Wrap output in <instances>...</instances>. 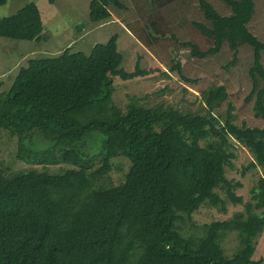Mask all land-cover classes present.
Segmentation results:
<instances>
[{
	"label": "trees",
	"instance_id": "16d2710c",
	"mask_svg": "<svg viewBox=\"0 0 264 264\" xmlns=\"http://www.w3.org/2000/svg\"><path fill=\"white\" fill-rule=\"evenodd\" d=\"M113 18L164 74L200 93L202 108L134 97L120 109L116 79L150 72L121 70L118 36L89 56L31 60L0 92V134L18 139L17 160L43 170L0 168V264H264L254 260L264 234V0H91V23ZM44 34L36 4L0 19V38L40 44ZM235 144L261 170L247 203L226 174ZM123 159L128 172L106 182ZM228 204L244 211L194 225L202 207Z\"/></svg>",
	"mask_w": 264,
	"mask_h": 264
},
{
	"label": "rangeland",
	"instance_id": "374dc122",
	"mask_svg": "<svg viewBox=\"0 0 264 264\" xmlns=\"http://www.w3.org/2000/svg\"><path fill=\"white\" fill-rule=\"evenodd\" d=\"M30 4H36L42 13L45 25L44 41L38 44L0 38V92L11 88L21 68L27 67L31 60L54 59L68 49L73 53L89 56L97 45L107 44L113 37L118 36L119 52L124 57L121 70L134 73L139 63L141 71L150 72L149 76L129 82L116 79L113 100L120 109L126 110L130 98L135 97L147 108L164 104L192 112L201 110L200 93L194 87L181 82L176 74H164L167 69L118 20L113 18L102 24L91 23V0H56L53 6L47 0H11L6 6L0 7V19L15 16ZM83 25L85 28L80 32L79 28ZM0 135V168L7 175L32 168L43 170L42 167H33L17 160L18 139L12 138L6 131H2ZM233 152L236 159L226 169L227 178L243 185L235 193L247 203L251 199V190L261 176V170L251 167L254 162L253 155L239 144H235ZM118 167L121 171L117 170ZM61 168L63 167H51L50 170L56 172ZM129 168L127 160L116 161L115 171L106 182L118 185ZM245 169L249 170L244 172ZM223 197L225 198L224 194ZM241 211H244L243 205L228 204L226 213L204 206L193 216V223L202 228L215 221L228 220ZM186 225L187 228L183 224L180 226L188 233L191 227ZM237 246V240L233 238L224 247L227 254L232 256ZM254 260L264 261V234L258 241Z\"/></svg>",
	"mask_w": 264,
	"mask_h": 264
}]
</instances>
